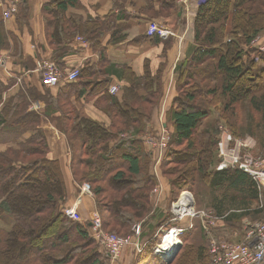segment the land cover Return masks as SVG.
I'll return each mask as SVG.
<instances>
[{
    "label": "trees",
    "instance_id": "16d2710c",
    "mask_svg": "<svg viewBox=\"0 0 264 264\" xmlns=\"http://www.w3.org/2000/svg\"><path fill=\"white\" fill-rule=\"evenodd\" d=\"M218 1L220 9L210 13L212 5ZM53 2L54 42L63 37L60 39V29L71 40L80 30L76 23L81 22L76 18L65 20L64 15L79 1ZM174 3L167 1L164 7L174 14L179 13L181 9H175ZM262 3L264 0H207L200 5L193 55L179 67L176 89L184 91L185 98L193 101L195 97L185 89L189 91L193 85L202 87L183 79L188 69V78L194 77L189 63L192 67H201L207 60L217 58L218 75L224 76L221 95L228 99L224 107L227 116L222 118L229 124L234 137L241 131L256 139L264 149V134L260 131L264 130V86L260 84H264V71L252 59L249 67L244 60L253 41L257 38L264 41ZM259 8L261 11L257 10ZM171 21L167 23L171 30L176 28L177 22L183 23L179 16ZM83 25L89 26L88 23ZM222 31L228 39L221 40L223 34L218 38ZM253 48L258 51L257 47ZM79 71L75 87L62 96L59 94L57 99L47 95V107L60 113L55 126L67 137L73 181L66 180L59 160L49 158V140L42 130L41 116L29 110L39 100L37 97H25L20 102L8 104L1 113L0 147L6 149L0 152V223L3 218H12L14 224L9 231L0 228V264H110L111 257L101 244L104 258L99 256L96 246L99 241L92 221L82 225L65 212L71 205L70 181L78 192L92 197L94 212L101 217L105 232L122 238L139 237L142 247L134 264H166L154 254V247L160 242L162 229L176 224L171 223L170 211L154 206L153 190L159 181L173 202L193 185L192 174L193 178L200 174L211 192L217 191L212 207L206 209L226 217L218 227L225 223L233 226V222L240 223L245 218L251 222L264 221V189L238 169L218 170L220 160L214 149L221 133L215 135L213 129H202L203 121L210 114H216L211 102L206 101V107L194 103H182L178 107L175 104L179 96L174 97L175 104L169 109L170 122L167 121V129H173L172 140L164 154L156 153L142 137L149 130L153 111L164 93L163 71L158 74L157 71L154 76L148 69L143 76L125 75L128 85L115 95L111 93L113 84L105 69ZM218 92L210 89L208 96L215 97ZM100 94L96 105L108 116V123L89 116L72 101L76 97L77 102L89 103ZM179 100H183L182 96ZM244 101L252 113L237 126L238 107L241 110ZM29 132L34 133L26 137ZM253 156L258 158V155ZM172 163L176 166L169 169ZM166 168L169 169L168 178L164 172ZM95 185L98 186L94 188ZM198 224L194 220L193 228H189L190 220L178 224L187 228L177 258L182 259L181 264H212L209 238ZM137 225L141 226L139 236L134 231ZM90 237L94 239L92 244Z\"/></svg>",
    "mask_w": 264,
    "mask_h": 264
},
{
    "label": "crops",
    "instance_id": "0c3cea01",
    "mask_svg": "<svg viewBox=\"0 0 264 264\" xmlns=\"http://www.w3.org/2000/svg\"><path fill=\"white\" fill-rule=\"evenodd\" d=\"M53 1L25 0L19 13L10 19L1 18L3 8L0 6V54L9 58L7 67L0 68V117L8 104L20 102L25 97H37L39 100L34 102L29 110L41 116V127L49 140V158L59 160L66 180L73 181L67 137L55 126L60 113L53 107H47V95L57 99L59 94L62 96L67 93L77 83L62 81L58 86H44L41 62H55L64 73L74 68L88 71L89 68L105 69L111 84L118 85L120 90L128 85L125 75L135 73L142 76L147 69L153 75L158 71L159 65L165 63L170 80L169 92L171 89L176 90L179 67L193 55L194 44L184 39L182 31L179 34L177 32L178 35L174 34L163 24L171 23L177 16L184 22L187 20L184 10L175 0L174 8L181 9L175 14L164 7V3L170 0H78L75 7H69L64 19L76 18L81 22L76 23V27L80 25V30L70 40L68 39L70 36L63 34L60 29V39L62 36L64 39L61 45L62 39L54 42L52 37L51 22L54 16L51 8L55 6ZM82 23H88V28ZM158 23H162L163 27L157 25ZM168 36H173L170 38L173 39V46L164 41L163 38ZM80 38L87 43L80 41ZM99 96L101 94L91 99L89 103L77 102L76 97L72 101L89 116L108 123V116L97 108L96 101ZM164 98L153 111L149 125L152 132L168 125L166 115L173 103L171 102L167 109V100ZM33 133L29 132L26 137ZM4 148L0 147V152L6 149ZM158 188L160 189L155 193ZM71 189L80 197L84 194L78 193L73 186ZM71 189L69 190L72 195L71 204L79 203L78 208L82 215H90L95 209L94 200L88 201L85 198V202L80 203L79 200L76 201ZM153 195L156 208L166 212L171 210L172 201L161 181L153 190ZM95 214L94 212L93 217ZM134 240L137 245H130L124 249L118 260L120 264H134L142 247L139 237Z\"/></svg>",
    "mask_w": 264,
    "mask_h": 264
},
{
    "label": "built area",
    "instance_id": "2783aa9c",
    "mask_svg": "<svg viewBox=\"0 0 264 264\" xmlns=\"http://www.w3.org/2000/svg\"><path fill=\"white\" fill-rule=\"evenodd\" d=\"M24 0H0V6L3 8V17L5 19L12 18L18 12L19 5ZM178 3L183 4V10L190 17L191 11H193L196 0H177ZM83 43H87L83 39H79ZM252 47H257L259 56L256 58L260 63V56L264 54V41L261 38H257L252 43ZM8 59L6 56L0 54V68H6ZM256 61V62H257ZM263 61V60H262ZM257 62V63H258ZM42 73V81L46 87H54L59 85L62 81L66 80L69 83H74L80 76L79 69H73L68 73H64L55 62L43 61L40 65ZM120 87L114 85L111 88L113 95L119 93ZM168 129L165 128L161 131L159 138L154 139L152 136L145 138L146 145L156 150L168 149L172 138L169 136ZM222 129L219 143V165L218 170H240L253 178L257 185L264 189V157H252L248 152H245L247 148H251V144H243L236 142L233 136ZM233 146V147H231ZM160 188H158L155 193ZM171 223L176 224L168 229H163L164 235L161 240V245L154 250V254L158 257H162L163 260L169 261L173 253L168 251L171 246V241L174 238L175 251L180 248L182 244V237L184 236L187 228L180 227L178 224L190 220L189 228H193L192 220L199 219L201 221L202 228L204 229L210 242V257L212 264H264V222H251L244 223L245 237L241 242L227 241L223 238L217 239L211 228L217 226L219 223L225 220V216H217L212 211H196L195 199L190 191H183L178 198L171 205ZM92 224L94 225V231L96 238L102 247L108 252L111 259L115 262L121 257L122 252L128 246H135V242L132 236L119 237L113 233H107L102 228V219L98 214L93 217ZM135 234L140 235L141 227L137 225L134 228ZM168 242V246H167ZM161 258V259H162Z\"/></svg>",
    "mask_w": 264,
    "mask_h": 264
},
{
    "label": "rangeland",
    "instance_id": "374dc122",
    "mask_svg": "<svg viewBox=\"0 0 264 264\" xmlns=\"http://www.w3.org/2000/svg\"><path fill=\"white\" fill-rule=\"evenodd\" d=\"M175 1L177 2V5L178 6L183 7V4L178 3L177 0H175ZM200 1L201 0H196L197 3H200ZM206 1L207 0H203L202 1L203 2L202 4H204ZM173 3H174V1H173ZM218 3H219V1L218 2H215L212 5V10L210 11V13H214L215 11H217V8L220 9V6H219ZM261 8L264 9V3H262V7ZM261 8H259L257 10H260L261 11ZM199 9H200V6L197 5V4H194L193 11H191V13H193V14H191L190 17H189V16H187V13L184 12V14L186 15V19L187 20L185 19L186 21L185 22L183 21L182 24H179L177 22V24L175 26L176 28H172V30L173 29H176L177 30V31L176 30L174 31V34H177V32L179 34L180 31H182L181 33H184V36H183L184 39H186L188 41H191L193 44L195 43V36H196V33H197L196 32V25H197L196 24V20H197L198 14H199ZM162 23H158L157 25H160V27H163V24H165L166 26H168L166 23H163V24ZM183 25H185V26H183ZM167 28H169V26ZM205 29H207V28H205ZM163 33L168 34L166 32H163ZM221 34H223V36H224L221 40H226L225 38H227V39L229 38V37H227V34L224 31H222L219 34L218 38L221 37ZM261 35L264 36V33H262ZM170 38L171 37L168 36V37H164L163 39H164V41H168L166 43L169 46H173V42H172L173 39L170 40ZM219 45H221V42L219 43ZM254 50L255 49L253 47H250V49H249L250 52H247L248 56L245 55L246 57L244 58V60H246V62H247L245 64H247L246 66L249 67L251 65L250 61L252 59L254 61V63L261 70L264 71V54H262L260 56V58H262L263 61L260 60V63H259L257 61L258 59H256L259 56V52L258 51L255 52ZM187 59H190V58H187ZM217 62H218L217 58H212V59L207 60L205 63H203L201 67H197L198 65L192 67L193 65H191L189 63L188 68H190V70H193L192 72L194 73V77H193V79L188 78V75H189L188 70L189 69L187 68L188 70H186V73H185L183 79L184 80L187 79L191 83L193 81L194 84H199L202 87V89H201L200 87H197L196 85H193V87H191L189 89V91L185 89V92L187 94H191V95H193L195 97L193 101H191V100L189 101L188 99L185 98V96H184L185 93H183L184 91L179 90L180 92H178V89H176V90L175 89H171L168 92L169 87H170V85H169V83H170L169 75H167V72H168L167 69L168 68H167V65H165V63L160 64L159 67H158L157 74L160 72V70L163 71V74H164V75L162 74V76H163V78H162V80H163L162 86L164 87V89H163L164 93H163L162 99L165 97L164 100L165 99L167 100L166 108L169 109V107L171 105V102L173 104H175V99L173 100V97H178V96H179L178 97V101H176V104H175L178 107L182 103L184 105H187V104H190V103H194L198 107L199 106L200 107H206V101L207 102H211L212 103V107L211 108H213V110L216 111V114L215 115L214 114H210L206 118V120L203 121V123H202V129H209V130H212L213 129L214 134L216 133L215 135H219V133H221L222 129H225V130H223V132L224 131L229 132L233 136V138L236 140V142H240V143H243V144L248 143V144H251L252 145V147L251 148H247V150L245 152H248L252 157H254L253 154L256 155V156L258 155V157H263L264 156V151H263L264 149L261 148L260 143H258V141L256 139H254L250 135L244 134L241 131L238 132V136L237 137H234L233 132L231 131V128H229V126H228L229 124L222 118V117L227 116V113L224 111V107L227 106L228 99L225 98V97H223L221 95V92H222V84H224V81H223L224 80V76L218 75ZM201 68H203V69H201ZM152 76H154V75H152ZM167 76H168V78H167ZM259 77H261V76L260 75H257V78H259ZM258 82H259V80H258ZM191 83H190V85L193 84V83L192 84ZM260 84H261V87L264 86L263 82H260ZM214 88L219 91L217 93V96H215V97L214 96H211V97L208 96L209 90L210 89H214ZM173 90H174V92H172ZM174 93H175V96H173ZM180 96H182L183 100H179ZM243 103H244V106H243L244 109L242 107L241 110H240V108L238 107V117L235 119L237 126L238 125H242L246 121V119L249 116V114L252 113V111L249 108L246 107V102L244 101ZM215 108H217V109H215ZM243 111L246 114H244ZM243 114L245 115L244 120L241 118L243 116ZM256 115L259 116V117L263 116L262 114H256ZM166 118H167V121L170 122V120H169L170 119L169 110L167 111ZM221 118L223 120H221ZM260 121H262V120H259V122ZM171 127H172V125H171ZM165 128H167V127H165ZM165 128H162V130H164ZM171 130H173V129L169 128L167 131L170 134L169 136L172 138V134H171L172 131ZM260 131H262V133L264 134V130H260ZM161 134L162 133L161 132H158V130L155 131V132H152L151 130H147L146 133H145V135L143 137L142 136L141 137L145 139V138H147V136H152L154 139H157V138H159V136ZM123 136H126V135H123ZM218 143H219V141H218ZM218 143H217L216 148L214 149V153L216 152V154H218V156H219ZM231 147H233V146H231ZM150 149L156 151V153L158 151L155 148L153 149V148L150 147ZM252 151H253V153H251ZM164 152H165V150H160V153L161 154H164ZM169 159H170V161H172L171 158H169ZM177 160H182V159L181 158H178ZM151 161H152V157H151ZM175 162L176 161L174 160L173 163H175ZM147 163L148 164L146 165V168L149 169L150 157H149V160L147 161ZM173 163L168 167L169 169H171L170 167H172V165L173 166H176ZM169 169H167V168L164 169L165 175H166V172H168ZM80 173L82 175V172H80ZM193 176H194V173L192 174V177H191V179H192L191 182L193 183V185H189V189H187L185 191H190V192L193 193V196H194V199H195L196 211L197 210L200 211V212L210 211V210H207L206 208L212 207V205H213V200L212 199H213V196H215V197L217 196L216 195L217 191H214L212 193L211 190H210V187L207 184L208 182L205 179H203V177L200 174L199 175H195L194 178H193ZM166 177L168 178V175H166ZM166 177L164 176V179ZM72 186H73V184L70 181L69 182V189H71ZM96 186H98V185H95L94 188ZM86 187H88V186H86ZM76 190H78V188ZM72 192H73V194H74V196L76 198V201L79 200L80 203L81 202H85V200H84L85 198L88 199V201H90L92 199L91 196L85 194L86 192H82L84 194L81 193L82 194L81 197L79 196V194L76 195L75 192H74V190H72ZM261 193H262V191H261ZM83 195H85V196H83ZM78 206H79V203L71 204L69 206V208L66 209L65 212L68 214L69 217H71L75 221L80 222L82 225H85L87 222H91L92 221V218H93L94 211L92 210L91 213H90V215L89 214H83L82 215V213L79 211ZM251 207H254V206L252 205ZM194 221L197 222V224L199 223L201 225V221L199 219H194ZM247 221H250V220L248 218H245L240 223L235 221V222H233V226H231L229 224H226V223L225 224H220L219 227L217 225V226L211 228V231H212L213 235L214 234L216 235V237L225 238L226 240H230V241L241 242L242 241V238H243V235H244V223L247 222ZM260 222H264V221H260ZM13 224H14V219H12V218H3L2 221H1V223H0V228L3 229V230L9 231V230L12 229ZM199 224H198V226H200ZM201 228H202V225H201ZM164 229H167V228H164ZM163 235H164V231L162 229L161 238L159 240L160 242H158L155 245L154 250L157 249V247L159 245H161V240L163 238ZM187 238H188V236L185 239V243L187 241ZM92 239L93 238L90 237L91 244L93 243ZM96 244H97L96 246H97V248L99 250V254H100L99 256L101 258H104V255H103L104 252L102 250L103 247L101 248L102 245L100 246V243L98 244L97 242H96ZM182 247H183V245L181 246V249H182ZM181 249L179 250V253L175 257V259L172 260L171 262L165 261L161 257L162 260L166 264H181L182 259L181 258L180 259H177L178 256H179V254H180V252H181ZM110 264H120V263L118 261H115L114 262L111 259L110 260Z\"/></svg>",
    "mask_w": 264,
    "mask_h": 264
},
{
    "label": "bare ground",
    "instance_id": "6f19581e",
    "mask_svg": "<svg viewBox=\"0 0 264 264\" xmlns=\"http://www.w3.org/2000/svg\"><path fill=\"white\" fill-rule=\"evenodd\" d=\"M172 240H173V241H171V242H172V243H171V246H170V248L168 249V251L171 252V254L175 252V249H173V247H174V238H173ZM167 246H168V242H167Z\"/></svg>",
    "mask_w": 264,
    "mask_h": 264
},
{
    "label": "water",
    "instance_id": "95a60500",
    "mask_svg": "<svg viewBox=\"0 0 264 264\" xmlns=\"http://www.w3.org/2000/svg\"><path fill=\"white\" fill-rule=\"evenodd\" d=\"M181 249V247L180 248H178L174 253H173V255L171 256V258H170V260H169V262H171L172 260H174L175 259V257L177 256V254L179 253V250Z\"/></svg>",
    "mask_w": 264,
    "mask_h": 264
}]
</instances>
